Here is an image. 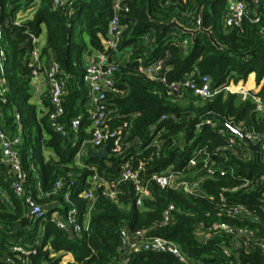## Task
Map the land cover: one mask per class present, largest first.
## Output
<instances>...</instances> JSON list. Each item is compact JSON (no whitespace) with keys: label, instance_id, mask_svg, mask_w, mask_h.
Returning a JSON list of instances; mask_svg holds the SVG:
<instances>
[{"label":"trees","instance_id":"obj_1","mask_svg":"<svg viewBox=\"0 0 264 264\" xmlns=\"http://www.w3.org/2000/svg\"><path fill=\"white\" fill-rule=\"evenodd\" d=\"M245 1L247 11L239 28L222 25L228 0L124 1L128 11L121 14L118 50L131 47V52L122 63L112 59V51L106 53L118 65L115 87L123 91L115 97L108 92L107 99L108 108L115 110L108 125L120 128L128 145L116 154L107 141L109 155L99 159L94 154L102 148L89 143L94 107L83 78L87 58L103 50L113 0H79L72 15L67 7H54L53 0H0V125L9 136H20L16 149L26 174L24 195L46 210L43 218L33 219L25 196L13 192L0 163V264H59L60 256L51 254L60 252L72 255L68 264H120L125 255L119 252L122 228L175 243L189 264H264V249L258 245L264 243V157L216 119L264 137V0L255 7ZM200 10L203 26L212 29L220 49L205 34L192 42L189 36L158 25L174 18L185 24L182 13L195 12V27ZM146 34L148 42L143 39ZM181 39H188L187 51L178 46ZM34 50L37 60L30 65ZM158 60L163 62L165 83L147 78L142 71ZM52 61L65 81L64 113L59 119L65 138L54 131L48 117L47 80L39 75L32 81V70L41 73ZM251 72L259 88L248 92L246 99L224 91L204 98L182 85L186 79L198 83L199 76L207 75L217 89L230 81H245ZM39 77L45 79V90L35 96ZM172 82L180 86L172 89ZM162 115L165 119L160 120ZM74 118L80 121L76 132L70 128ZM152 125L160 131L156 136L149 129ZM125 162L137 170L147 189L141 207L130 181L117 184L116 202L100 195L103 182L116 183ZM209 167L211 175L206 174ZM161 173H170L174 184L196 186L191 192L180 186L160 188L153 176ZM57 180L62 185L54 191ZM84 189L98 195L89 231L79 236L61 231L51 220L53 209L60 204L56 216L64 219L76 208L81 218L87 206L79 196ZM65 193L69 203L63 201ZM234 205L251 216L228 214ZM170 206L169 221L164 223ZM38 222L43 225L41 232ZM219 224L246 228L254 237L246 241L236 233L215 232L213 226ZM127 264L182 263L169 254L140 251L131 253Z\"/></svg>","mask_w":264,"mask_h":264},{"label":"built area","instance_id":"obj_2","mask_svg":"<svg viewBox=\"0 0 264 264\" xmlns=\"http://www.w3.org/2000/svg\"><path fill=\"white\" fill-rule=\"evenodd\" d=\"M79 0H53V5L56 8L67 7V13L72 15L75 11V3ZM125 0H113V6L111 9V15L107 22V32L106 37L102 39V51H97L94 55H91L87 58L86 61V70L84 74V81L88 84V98L94 107V110L91 112V138L89 143L96 147H103L107 141H110V151L112 153H120L123 149L127 147V143L124 142L122 137V131L120 128L111 129L108 125L111 113L115 110L108 108L109 104L107 95L108 92L112 94L113 97L116 94L120 96L123 94L122 90H118L115 87V84L119 81V76L117 75L118 65L108 59L106 54L108 51H112L115 54L119 49V44L121 42V34L123 31V26L121 24V14L122 12H127L128 8L124 3ZM164 3H167L168 0H163ZM261 0H249L250 4L255 7L259 4ZM247 11V3L245 0H228L226 11L222 18V25L226 27H236L241 26L243 17ZM195 19V12L192 13H182L181 21L187 28H196L193 26V21ZM256 21V20H255ZM264 37V32L262 33ZM172 36H177L176 32L172 33ZM145 42L149 41V34L143 36ZM178 46L183 50L187 51L188 48V39L177 40ZM32 63L36 62V51L32 52ZM140 61V59H139ZM162 60L155 61L145 67H142V71L145 76L149 79H159L161 82L165 83V76L161 74L163 70ZM39 67V65L37 64ZM33 79L35 81L39 75H42L48 82L49 88V103L51 110L48 114L51 126L55 132L59 133L62 138H65L66 131L64 126L60 122V117L63 115V94L65 88V81L60 76L58 64L54 61L50 62L40 73L36 69L32 70ZM198 83H195L193 79H186L182 83L183 86L189 88L193 91L195 95L200 97H210L214 94H217L221 91H229L228 85H222L217 89L212 88L211 79L207 75H202L198 77ZM3 81V80H2ZM180 86L179 82H172L170 88L176 89ZM242 99L248 97V92L241 90L239 91ZM260 109V106H258ZM165 119V116H161L160 120ZM80 125L79 118H74L71 120L70 128L73 131H77ZM125 126V125H124ZM150 131L154 136L158 135L160 131L156 130L155 125H152ZM247 138L252 142L261 141L259 153L263 154L264 157V137L259 138L254 136L253 133L245 132ZM20 142V137L14 136L11 137L0 125V163L3 164L5 168V174L10 181V188L21 198L24 195V185L26 183V174L21 167L19 160V154L16 149V146ZM80 155V152L76 155V158ZM189 164L193 165V159L190 158L188 161ZM140 168V167H139ZM221 174L223 172L220 171ZM207 175L213 174V169L209 167L206 172ZM173 176L170 173H161L159 175L153 176V180L160 188H166L173 186L174 188L181 187L186 192H191L196 184L189 185L185 182L180 184H174ZM130 181L137 192L136 205L141 207L142 198L145 197L147 189L142 185L137 170H133L128 162H125L121 169L119 177L116 183L107 184L103 182V188L100 190V195L104 196L111 202H116V187L119 182ZM62 183L60 180H57L54 184V191L59 190ZM79 196L84 198L87 202L85 211L78 217V210L76 208L71 209L67 216L63 219L58 216L52 217L51 220L54 222L55 226L64 232H69L76 236H79L83 233L89 231L90 215L94 209L95 201L98 197L94 190L87 189L82 190L79 193ZM25 203L29 209L30 215L33 219H41L45 215V211L40 205H38L30 196H25ZM63 201L65 203L70 202L69 193L63 195ZM173 207H169L168 210L164 212V223L169 221V211ZM227 213L237 217H250V212L244 209L241 206H232L227 210ZM256 219V218H254ZM213 230L224 231L227 233H236L238 236L243 237L246 241L252 239L254 234L251 230L246 228H234L229 227L224 224H219L213 226ZM121 236V247L120 254H124L120 264H127L129 262V255L131 253L140 252V251H149L158 254H169L177 258L182 264H189L188 259L180 251L178 246L161 237H151L144 238V234L141 231L134 233H129L125 228H122L120 231ZM208 235H205L204 238H207ZM246 243V242H244ZM264 249V243H258ZM17 251L22 252L21 248H17ZM29 252H34L30 250ZM226 256H229L227 250L224 251Z\"/></svg>","mask_w":264,"mask_h":264},{"label":"water","instance_id":"obj_3","mask_svg":"<svg viewBox=\"0 0 264 264\" xmlns=\"http://www.w3.org/2000/svg\"><path fill=\"white\" fill-rule=\"evenodd\" d=\"M236 1V0H231ZM158 25L161 27L162 30H176L184 35H187L190 37V40L194 42L197 35L200 33L205 34L211 42V44L217 48L220 49L221 46L218 43V41L215 39L212 29L211 28H205L203 26V20H202V10H200L198 14L197 24L196 28H187L182 23H180L177 19H172L168 23H158ZM217 120H219L223 125L226 126V128L234 135L238 136L239 139L245 143L251 150L254 152L259 153L261 151L260 145L261 141L258 142H252L249 138H247L245 132L243 130H238L234 128L231 124H227L222 118L216 117ZM109 155V152L107 150V144H104L101 151L97 154H94L95 157H98L99 159H103ZM100 183V182H99Z\"/></svg>","mask_w":264,"mask_h":264},{"label":"crops","instance_id":"obj_4","mask_svg":"<svg viewBox=\"0 0 264 264\" xmlns=\"http://www.w3.org/2000/svg\"><path fill=\"white\" fill-rule=\"evenodd\" d=\"M35 81H33V83H35ZM264 82V78L261 80V83ZM232 87H236L234 90H232ZM228 88L229 91L231 93H237L239 94L241 90H244L246 92H256L258 90V86H256L255 84V75L253 72L249 73L247 75L246 80H238L236 83H233L232 81H230L228 83ZM34 92H35V96H37L38 94H42L43 91L45 90V79L43 77H39L38 79V85L37 87H34ZM37 102H39V98L36 100ZM263 110V107H262ZM20 137V136H19ZM82 154V151L80 150V155ZM58 207V205L55 207V209ZM48 209V208H47ZM51 209V208H49ZM55 209H53V211H55ZM56 213H57V209H56ZM51 256H60V262L59 264H68L73 262V257L70 253L68 252H60V253H56V254H51Z\"/></svg>","mask_w":264,"mask_h":264},{"label":"rangeland","instance_id":"obj_5","mask_svg":"<svg viewBox=\"0 0 264 264\" xmlns=\"http://www.w3.org/2000/svg\"><path fill=\"white\" fill-rule=\"evenodd\" d=\"M20 15H21V11H18V13H17V17H20ZM78 31H79V25H78V23L77 22H75V24H74V34H77L78 33ZM2 42H3V40H2ZM1 45V44H0ZM1 46H3V45H1ZM130 52H131V47H126V48H124L123 50L121 49V50H118L114 55H113V57H112V59L114 60V61H119L120 63H122V62H124L127 58H128V56H129V54H130ZM47 88V87H46ZM224 92H228V91H226V90H224ZM18 135V134H17ZM173 180H174V178H173ZM174 182V181H173ZM181 188V187H180ZM60 204H58V208L61 206H59ZM56 210L55 211H53L52 213H51V216L52 217H56ZM78 217H79V215H78ZM38 232H41L42 230H43V225H42V222H38ZM193 264H198L197 262H194Z\"/></svg>","mask_w":264,"mask_h":264}]
</instances>
